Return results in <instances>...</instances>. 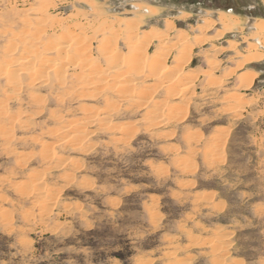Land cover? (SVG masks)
Instances as JSON below:
<instances>
[{
	"label": "rangeland",
	"instance_id": "374dc122",
	"mask_svg": "<svg viewBox=\"0 0 264 264\" xmlns=\"http://www.w3.org/2000/svg\"><path fill=\"white\" fill-rule=\"evenodd\" d=\"M0 264H264V0H0Z\"/></svg>",
	"mask_w": 264,
	"mask_h": 264
},
{
	"label": "bare ground",
	"instance_id": "6f19581e",
	"mask_svg": "<svg viewBox=\"0 0 264 264\" xmlns=\"http://www.w3.org/2000/svg\"><path fill=\"white\" fill-rule=\"evenodd\" d=\"M47 17V16H46ZM23 30V29H22ZM33 32V31H32ZM54 32V31H53ZM60 33V32H59ZM14 34V33H13ZM77 34V33H76ZM26 35V34H25ZM19 38H20V36H19ZM78 40V39H77ZM12 41V40H11ZM33 41V40H32ZM61 41V40H60ZM13 42V41H12ZM56 43V42H55ZM80 43V42H79ZM11 44V43H10ZM161 44V43H160ZM46 45V44H45ZM47 46H49V45H47ZM52 46V45H51ZM50 46V47H51ZM55 46V45H54ZM104 46V45H103ZM80 47V46H79ZM79 47L77 48V49H79ZM62 48V47H61ZM81 48V47H80ZM91 48V47H90ZM103 48V47H102ZM52 49H53V47H52ZM55 49V48H54ZM57 49V48H56ZM106 49V48H105ZM108 49H109V47H108ZM7 50V49H6ZM36 50V49H35ZM34 50V51H35ZM62 50V49H61ZM29 51V50H28ZM78 51V50H77ZM109 51V50H108ZM39 52V51H38ZM24 53V52H23ZM27 53V52H26ZM28 53H30V51L28 52ZM56 53H57V51H56ZM62 54V53H61ZM58 55V54H57ZM60 55V54H59ZM144 55V54H143ZM30 56V55H29ZM39 56V55H38ZM21 58H23V57H21ZM26 58H27V56H26ZM65 58V57H64ZM137 58H138V56H137ZM38 59V58H37ZM63 59V58H62ZM20 60V59H19ZM81 60V59H80ZM116 60H117V58H116ZM134 60H135V58H134ZM8 61H9V59H8ZM24 61V60H23ZM22 61V62H23ZM42 61V60H41ZM10 62V61H9ZM14 62V61H13ZM26 62H27V60H26ZM62 62H64V61H62ZM119 62V61H118ZM151 62V61H150ZM156 62V61H155ZM28 63V62H27ZM74 63V62H73ZM130 63V62H129ZM137 63V62H136ZM142 63V62H141ZM51 64V63H50ZM53 64H54V62H53ZM81 64V63H80ZM83 64V63H82ZM87 64V63H86ZM85 64V65H86ZM131 64V63H130ZM143 64V63H142ZM25 65V64H24ZM29 65V64H28ZM156 65V64H155ZM26 66V65H25ZM34 66H36V65H34ZM54 66V65H53ZM87 66V65H86ZM132 66V65H131ZM135 66V65H134ZM149 66H151V65H149ZM148 66V67H149ZM56 67H57V65H56ZM63 67V66H62ZM95 68H98V66H97V64H96V66H94ZM93 67V68H94ZM154 67V66H153ZM20 68V67H19ZM41 68V67H40ZM40 68H38V69H40ZM51 68H52V66H51ZM61 68V67H60ZM83 67H81V69H82ZM108 68V70H109V67H107ZM141 68V67H140ZM151 68V67H150ZM214 68V67H213ZM21 69V68H20ZM55 69V68H54ZM80 69V70H81ZM103 69V68H102ZM132 69V68H131ZM138 69H139V66H138ZM138 69H137V71H138ZM144 69V68H143ZM154 70H155V68H153ZM7 70V69H6ZM29 70V69H28ZM35 70V69H34ZM37 70V69H36ZM64 70V69H63ZM93 70V69H92ZM3 71H4V69H3ZM24 71V70H23ZM30 71V70H29ZM97 71V70H96ZM156 71V70H155ZM2 72V71H1ZM81 72V71H80ZM104 72V71H103ZM132 72H134V71H132ZM140 72V71H139ZM149 72V71H148ZM33 73H34V71H33ZM62 73V72H61ZM94 73H97V72H94ZM101 73V72H100ZM118 73H120L121 74V72H118ZM118 73H117V75H118ZM124 73V72H123ZM135 73H137V72H135ZM157 73V72H156ZM29 74V73H28ZM99 74V73H98ZM103 74V73H102ZM150 74V73H149ZM154 74V73H153ZM31 75V74H30ZM44 75V74H43ZM57 75H59V74H57ZM105 75V74H104ZM99 76V75H98ZM112 76V75H111ZM116 76V75H115ZM155 76V75H154ZM58 77H60V76H58ZM118 77V76H117ZM120 77H121V75H120ZM10 78V77H9ZM113 78H115L114 76H113ZM174 78V77H173ZM15 79V78H14ZM107 79V78H106ZM118 79V78H117ZM19 80V79H18ZM56 80V79H55ZM109 80V79H108ZM114 81V80H113ZM120 82V81H119ZM123 82V81H122ZM14 83H16L15 82V80H14ZM110 83V82H109ZM129 83V82H128ZM103 84V83H102ZM111 84V83H110ZM126 84V83H125ZM124 83L122 84V85H125ZM112 85V84H111ZM171 85V84H170ZM121 86V85H120ZM148 86V85H147ZM127 88H129V86L127 87ZM145 89V88H144ZM122 90V89H121ZM122 91H124V89L122 90ZM122 91H120V92H122ZM141 91V90H140ZM149 91V90H148ZM139 92V91H138ZM142 92V91H141ZM132 94V93H131ZM128 95V94H127ZM125 96V95H124ZM107 98V97H106ZM109 101V100H108ZM129 101V100H128ZM114 105V104H113ZM178 106V105H177ZM174 107V106H173ZM99 109V108H98ZM117 109V108H116ZM108 110V109H107ZM164 112V111H163ZM87 117V116H86ZM92 117V116H91ZM101 125V124H100ZM84 127V126H83ZM76 133V132H75ZM73 140V139H72ZM42 154H43V152H42ZM50 155V154H49ZM51 157V156H50Z\"/></svg>",
	"mask_w": 264,
	"mask_h": 264
}]
</instances>
